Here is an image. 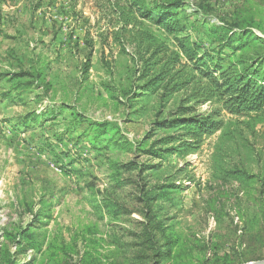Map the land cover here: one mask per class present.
<instances>
[{"label": "rangeland", "instance_id": "rangeland-1", "mask_svg": "<svg viewBox=\"0 0 264 264\" xmlns=\"http://www.w3.org/2000/svg\"><path fill=\"white\" fill-rule=\"evenodd\" d=\"M183 1L185 34L224 69L256 40L243 39V51L223 49L211 39L212 23L244 10L264 39V0ZM102 13L95 0H0V264L264 261V111L234 116L208 103L201 111L219 112L215 120L224 127L205 131L195 151L162 160L138 155L131 145L149 134L159 101L125 121L118 94L102 83L110 79L107 62L121 70L128 61L111 38L103 40L109 27ZM165 41L176 47L171 37ZM88 42L94 48L86 74ZM33 67L46 74L47 86L32 78L13 84L12 74ZM71 109L87 122L77 125ZM47 111L55 117L30 121ZM90 121H110L115 131L94 142ZM178 132L161 129L156 137ZM132 162L159 167L140 177ZM142 198L152 199L151 213ZM27 226L32 238H19Z\"/></svg>", "mask_w": 264, "mask_h": 264}, {"label": "trees", "instance_id": "trees-1", "mask_svg": "<svg viewBox=\"0 0 264 264\" xmlns=\"http://www.w3.org/2000/svg\"><path fill=\"white\" fill-rule=\"evenodd\" d=\"M95 1L100 2L102 19L109 27L107 33L102 34L103 40L111 38L119 48V58L128 61L121 70L107 62L110 79L102 83L103 87L110 94H118L114 99L127 109L126 122L133 120L131 116L141 117L146 112L147 107L142 105L145 102L159 101L149 134L131 145L138 155L162 160L165 156L186 157L195 151L205 131L212 134L224 127L221 120H215L220 117L219 112L201 111L208 103L218 105L220 112L234 116L249 117L252 113L264 111V75L260 76L264 74V39L254 33V29L259 27L254 16H247L244 10H240L231 21L212 23L211 39L223 49L243 51L249 42L242 40L249 37L257 42L249 53L241 54L224 69L217 64L220 59L217 61L212 56L200 55L197 45L185 34L184 19L180 18V13L187 9L185 1ZM153 27L161 29L163 34L159 35ZM165 37L172 38L176 44L174 49L167 45ZM88 43L90 52L83 68L86 74L91 67L94 48L92 42ZM234 43L239 44L233 46ZM118 62L114 61L115 64ZM32 70L12 74L11 81L22 86L25 80L32 78L47 86L46 74L37 67ZM116 76L122 79L119 84H115ZM31 85L32 82L27 83V86ZM172 99H175L173 106L169 103ZM71 111L73 117L79 119L77 125L81 121L87 122L84 115L75 109ZM32 117L30 121L46 117L53 119L55 116L47 111ZM88 127L94 142L106 139L103 134L115 131L110 121H90ZM161 129L179 132L158 139L156 135ZM160 144L166 148H159ZM129 167L137 169L140 177H145L147 172L159 166L132 162ZM142 199L146 202L147 212L151 213L152 199ZM29 226L20 229L19 238H32ZM163 241L162 238L157 243L156 257H163ZM18 243L20 245V241ZM171 245V242L166 243L168 250ZM13 264H17L16 261Z\"/></svg>", "mask_w": 264, "mask_h": 264}, {"label": "water", "instance_id": "water-1", "mask_svg": "<svg viewBox=\"0 0 264 264\" xmlns=\"http://www.w3.org/2000/svg\"><path fill=\"white\" fill-rule=\"evenodd\" d=\"M251 264H264V261H262V262H256V263H251Z\"/></svg>", "mask_w": 264, "mask_h": 264}]
</instances>
